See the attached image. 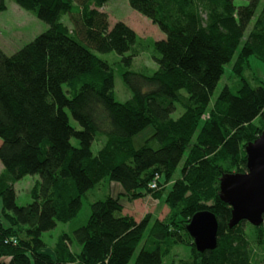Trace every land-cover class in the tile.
I'll list each match as a JSON object with an SVG mask.
<instances>
[{
    "label": "trees",
    "instance_id": "trees-1",
    "mask_svg": "<svg viewBox=\"0 0 264 264\" xmlns=\"http://www.w3.org/2000/svg\"><path fill=\"white\" fill-rule=\"evenodd\" d=\"M13 1L49 29L12 55L0 50V258H10L0 264H130L142 242L134 264H164L179 246L190 250L179 264H258L253 243L264 250V222L230 228L220 184L248 171L246 148L264 133V82L244 78L252 57L264 63L262 0H129L162 40L122 21L111 26L101 10L109 0ZM149 49L157 68L132 69ZM113 52L132 92L125 102L116 98L115 69L97 54ZM234 58L240 86L225 87L210 106ZM177 105L183 113L173 118ZM148 127L154 134L136 149L134 137ZM35 175L33 201L19 206L16 183ZM112 181L130 200L165 195L167 216L137 221L109 194L90 203L74 231L80 252L63 233L48 253L43 234L74 220L84 197ZM203 211L216 215L219 231L217 248L200 253L188 226Z\"/></svg>",
    "mask_w": 264,
    "mask_h": 264
},
{
    "label": "rangeland",
    "instance_id": "rangeland-1",
    "mask_svg": "<svg viewBox=\"0 0 264 264\" xmlns=\"http://www.w3.org/2000/svg\"><path fill=\"white\" fill-rule=\"evenodd\" d=\"M234 2L238 7L248 4V0H234ZM263 4L264 0H262L261 6H263ZM6 5L7 9L0 13V50L4 51L7 55H12L34 41L35 38L45 33L49 29V25L40 20L32 12L20 8L13 0H6ZM101 10L109 15L111 26H114L115 23L122 21L133 28L143 38H153L154 40H162L166 38V35L159 29L158 26L153 24L149 18L140 14L130 6L129 0H109ZM63 21L66 24H69L68 17H65ZM97 54L102 59L108 60L115 69V91L117 100L120 102L129 100L132 97V92L125 85L121 73L118 71V61H120L121 57L115 52L110 54ZM234 61L235 58L231 63L225 66V73L213 93L210 106L214 105L215 100L225 87H229L234 92H237L240 86V78L236 77L234 74ZM142 66H148L153 69L157 68V65L152 59L151 49L144 51L141 56L135 59L132 69L138 70ZM244 78L251 86H259L261 82H264V63L259 61L257 58L252 57L250 59V68L245 72ZM182 113L183 108L180 105H177V110L172 117L178 118ZM71 123L74 126H79L73 118H71ZM153 134V127H148L142 133L134 137L135 148H141L145 141ZM104 141L105 138L100 137V139L94 143L93 151L95 153L98 152ZM1 142L2 141L0 140V143ZM73 143L77 144L78 142L73 140ZM3 171L4 168L0 162V174ZM40 179L41 178L38 175L26 176L16 183V201L19 206L28 205L33 201L31 191ZM109 194L114 197H121V202L124 204V214L134 217L137 221H141L148 214H150L153 219L159 218L163 220L169 211V208L163 202L165 195L160 200L154 199L153 197L130 200L123 196V188L120 183L112 181L110 184H102L91 190L87 197H84L83 208L74 220L69 223H59L55 229L43 234V240L47 245L46 251L53 254L54 247L59 236L63 233H67L74 240L71 245L72 250L80 252L81 246L74 239V231L87 223L91 213L90 203L96 200L104 199ZM246 230L251 236V227L247 226ZM142 246L143 242L136 249L130 264H134ZM253 248L256 250V256H258L256 258V262L258 264H264V250L261 248L259 249V247L254 243ZM189 254L190 250L188 247L179 246L169 257L165 259L164 264H179V260L187 259ZM9 261V257L0 258V262Z\"/></svg>",
    "mask_w": 264,
    "mask_h": 264
},
{
    "label": "water",
    "instance_id": "water-1",
    "mask_svg": "<svg viewBox=\"0 0 264 264\" xmlns=\"http://www.w3.org/2000/svg\"><path fill=\"white\" fill-rule=\"evenodd\" d=\"M246 173L228 174L221 179L220 198L232 208L229 227L246 221L255 227L264 222V133L247 148ZM219 223L211 211L195 214L188 226L198 252L218 245Z\"/></svg>",
    "mask_w": 264,
    "mask_h": 264
},
{
    "label": "crops",
    "instance_id": "crops-1",
    "mask_svg": "<svg viewBox=\"0 0 264 264\" xmlns=\"http://www.w3.org/2000/svg\"><path fill=\"white\" fill-rule=\"evenodd\" d=\"M2 164V163H1ZM4 168V167H3ZM1 203V202H0ZM1 208H0V214H1V211H2V203L0 204ZM128 215V214H126Z\"/></svg>",
    "mask_w": 264,
    "mask_h": 264
},
{
    "label": "built area",
    "instance_id": "built-area-1",
    "mask_svg": "<svg viewBox=\"0 0 264 264\" xmlns=\"http://www.w3.org/2000/svg\"><path fill=\"white\" fill-rule=\"evenodd\" d=\"M157 187V183L153 184L152 188H156Z\"/></svg>",
    "mask_w": 264,
    "mask_h": 264
}]
</instances>
